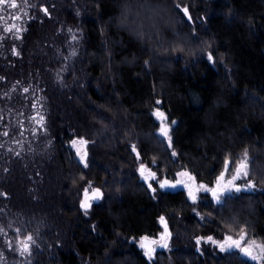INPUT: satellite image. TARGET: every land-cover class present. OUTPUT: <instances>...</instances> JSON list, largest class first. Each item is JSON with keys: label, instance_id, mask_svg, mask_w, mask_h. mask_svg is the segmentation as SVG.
Returning a JSON list of instances; mask_svg holds the SVG:
<instances>
[{"label": "trees", "instance_id": "16d2710c", "mask_svg": "<svg viewBox=\"0 0 264 264\" xmlns=\"http://www.w3.org/2000/svg\"><path fill=\"white\" fill-rule=\"evenodd\" d=\"M177 2L192 4L193 17L206 20L189 26L174 9ZM17 3L20 8L0 13V193H7L0 196V227L7 233H0V264H106L108 256L109 264H255L211 244H203L201 254L194 237L222 238L218 224L235 216L238 224L250 225V237L264 241V0H147L151 11L140 10L133 25L143 39L117 26L125 0ZM41 4L49 6L51 18L39 11ZM13 24L26 29L21 39L3 31ZM209 45L215 64L201 51ZM13 46L19 56L11 55ZM154 107L177 122L171 125L177 158L156 132ZM40 115L46 131L37 128L33 136L32 117ZM75 136L90 142L87 169L69 144ZM131 144L143 149L142 162L153 171L167 169L173 179L183 165L206 183L225 151L235 160L247 147L257 187L223 207L206 193L193 204L182 187L153 199L136 172ZM89 180L104 198L85 215L79 200ZM161 215L172 232L170 249H157L149 261L137 241L163 230ZM18 226L36 236L29 258L5 246Z\"/></svg>", "mask_w": 264, "mask_h": 264}, {"label": "snow or ice", "instance_id": "6c2138e0", "mask_svg": "<svg viewBox=\"0 0 264 264\" xmlns=\"http://www.w3.org/2000/svg\"><path fill=\"white\" fill-rule=\"evenodd\" d=\"M25 6L27 5V0H25ZM21 5L17 3V0H0V13L7 10H16L20 8ZM31 7H35L32 5ZM54 7V6H53ZM174 9L181 14L189 26H194L196 19L201 21L206 20V17H193L192 15V4H183L182 2H177L173 5ZM150 6L145 3L133 4L129 0H125V3L121 5L120 16L117 18L118 27L127 28L132 31L133 35L139 39H143V32L140 30H133V25L136 23V19L141 15V11ZM135 9V10H134ZM39 11L44 14V16L51 18V11L49 6L41 4L39 6ZM27 15V13H24ZM15 20L21 19L19 15H14L12 17ZM4 19L3 16H0V20ZM5 33H13L16 39H21L19 35L26 31L25 28L17 26L15 24L5 27L3 29ZM71 31V30H70ZM192 37L198 39L195 28L193 27V32L191 33ZM5 37L0 36V40H3ZM73 39H76L73 36ZM175 52L176 49L173 48ZM202 52H205L206 60L210 64H215V58L213 55V49L209 45L207 50L204 48L201 49ZM19 51L15 46L11 48V55L19 56ZM70 55L75 56L76 52L72 51ZM67 59V57H65ZM149 61H145V64ZM5 79L0 77V80ZM19 83V82H17ZM23 91L27 93L28 88H24ZM7 95V93H5ZM155 105H161V100H155ZM35 106V103L34 105ZM102 118L104 117L103 113L100 114ZM151 115L158 121V128L156 132L160 137H162L167 142V148L170 150V155L172 158L179 157V153L174 149V139L172 136V127L177 122L172 120L168 122L167 114L161 110L160 107H154ZM2 119V117H0ZM35 122L36 127L32 129V135H37V128L46 131L45 127V117L40 115L37 117H32ZM21 135H23V125L21 123ZM3 136H9L8 131L2 133ZM18 146L22 148L20 141H14ZM90 142L82 136H75L69 141V144L74 148L75 155L78 158L80 164L87 169L90 164L88 160V151L87 145ZM94 143V141L92 142ZM0 147H3L0 144ZM131 153L134 154L136 161L138 162V167L136 172L139 177L147 185V189L151 192L152 198H157L158 192H163L167 189H175L177 187H182L185 191L187 200L191 201L193 204L198 202L201 193L208 194L210 198V203L217 207H223L227 200L229 199H238V195L249 190H255L257 185L253 178V170L251 167L253 157L250 156V149L245 147L242 151V154L233 159V154L231 151H225L223 154L222 163L218 173L210 182H203L198 180V173L193 172L190 168L186 166H181L179 170L174 173V178L169 179L167 175V169H162L161 171H153L146 163L142 162V152L143 149L138 147L136 144H131ZM9 152H13L12 148L8 149ZM221 151H217L214 159L219 162ZM16 156L20 155L19 151H15ZM207 159V155L203 157ZM174 162V160H173ZM153 165L158 167V161L154 157L151 161ZM5 172H8L9 169L5 168ZM210 171H216L215 166H213ZM81 181H84V176L79 177ZM243 181V183H241ZM0 196L7 197V193H0ZM104 198V193L100 187H93L92 181H87L86 186L83 188L82 198L79 200V208L84 211L85 215L88 214L89 210L93 207L94 201H102ZM193 212L200 218V220H205L204 216H201L199 212L193 208ZM211 215V214H209ZM158 222L162 225L163 230L158 233L156 237L149 235H141L137 241L138 247L141 249L142 254L149 261H151L156 253L157 248H162L169 250L170 249V240L172 239V232L169 229L168 222L165 216L161 215L158 217ZM215 222V221H212ZM8 227H12L11 224ZM218 227L223 229L222 238H217L214 234L209 235H200L194 237V243L196 246V251L202 254V245L211 244L219 253L222 254H231L234 251L239 255L247 258L250 261L255 262V264H264V241H258L253 234L251 237L249 235L250 225L248 223L238 224L237 218L235 216L231 217V223L218 224ZM95 230V226H93ZM235 230V231H234ZM15 233L14 240L5 239V246L21 257L29 258L33 253L34 247H38L36 236L32 232H24L21 227H16L13 229ZM0 233H3L7 237V233L3 227H0ZM3 252L0 251V261H3ZM111 257L108 256L106 259V264H109Z\"/></svg>", "mask_w": 264, "mask_h": 264}, {"label": "rangeland", "instance_id": "374dc122", "mask_svg": "<svg viewBox=\"0 0 264 264\" xmlns=\"http://www.w3.org/2000/svg\"><path fill=\"white\" fill-rule=\"evenodd\" d=\"M157 249H160V248H157Z\"/></svg>", "mask_w": 264, "mask_h": 264}]
</instances>
